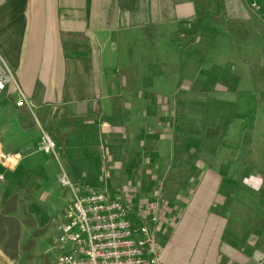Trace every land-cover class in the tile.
Listing matches in <instances>:
<instances>
[{"label": "crops", "instance_id": "0c3cea01", "mask_svg": "<svg viewBox=\"0 0 264 264\" xmlns=\"http://www.w3.org/2000/svg\"><path fill=\"white\" fill-rule=\"evenodd\" d=\"M0 53L15 78L0 98L2 184L29 192L38 218L69 202L46 131L80 188L133 201L157 183L162 264H264V14L249 0H0ZM190 92L209 94L214 159L173 193L164 158Z\"/></svg>", "mask_w": 264, "mask_h": 264}, {"label": "built area", "instance_id": "2783aa9c", "mask_svg": "<svg viewBox=\"0 0 264 264\" xmlns=\"http://www.w3.org/2000/svg\"><path fill=\"white\" fill-rule=\"evenodd\" d=\"M254 12L264 14V0H249ZM15 81L0 53V98ZM18 109L28 104L23 96ZM40 151L59 166L58 183L69 202L52 237L58 264H162L158 231L165 218L161 199L135 205L126 193L80 188L69 177L54 138L42 131ZM5 176L0 175V184Z\"/></svg>", "mask_w": 264, "mask_h": 264}, {"label": "rangeland", "instance_id": "374dc122", "mask_svg": "<svg viewBox=\"0 0 264 264\" xmlns=\"http://www.w3.org/2000/svg\"><path fill=\"white\" fill-rule=\"evenodd\" d=\"M190 93V102L195 100L197 104L193 108L191 106L190 109L179 108L177 110V117L181 115V110H184L183 113L190 117L186 120L178 118V123L176 119L173 153L171 154V151H169V157L164 158L165 167L169 168L170 171L172 169V171L165 178L162 177V179L166 185L171 184V188L174 189L173 193L179 191V189H176V184L180 181L194 184L198 180L199 175V172L196 171L197 166L198 168L202 167L205 163L214 159L213 154L215 151L213 146L207 142L204 144V140H201L204 138V113L209 103V94ZM210 95L212 96V94ZM197 109H201V112L197 111ZM194 110L197 117L193 115L192 118L191 114ZM194 118L198 119L201 124L197 127V131L195 129L193 131L192 128L188 130L189 126L187 125L197 121ZM183 129L188 131L185 133ZM190 131H193V135L190 134ZM191 137L194 138L190 141ZM224 143H228V140H225ZM217 147L219 149L221 146ZM193 148L198 149L199 159L196 161L195 168L191 169L190 165L194 162L192 155L196 153ZM189 149L193 150L189 152ZM149 158H145L147 160L145 165L151 167V163L148 162ZM154 182V180L150 179L145 186L141 187L137 197H133V199L135 198L133 200L135 205L155 198L154 193L158 188L156 189L157 183ZM22 191H24L25 195L22 194ZM28 193L22 189L19 192L8 190V187L4 186V184L0 185V264H58V258L52 250V237L55 224L62 217L63 210L60 214L41 215L45 218V221H42L40 216L38 218L32 211ZM161 193L162 196H159L164 198L166 194L164 195V192ZM261 195V198H264V190Z\"/></svg>", "mask_w": 264, "mask_h": 264}, {"label": "trees", "instance_id": "16d2710c", "mask_svg": "<svg viewBox=\"0 0 264 264\" xmlns=\"http://www.w3.org/2000/svg\"><path fill=\"white\" fill-rule=\"evenodd\" d=\"M196 112H195V110L194 111H192V118H193V115H196L195 114ZM196 117H197V115H196ZM195 120H197V121H195L193 124H188L187 126H189L188 127V130H189V128H192V130L194 131V129L196 130V129H198L197 127L201 124L200 122H199V120L198 119H196V118H194ZM177 123H178V119H177ZM180 124V123H179ZM179 130V132H180V128L178 129ZM188 130H186V129H183V131L186 133ZM193 131H190V134L191 135H193L192 133H193ZM197 131V130H196ZM181 134H182V132H181ZM189 136V135H188ZM187 136V137H188ZM192 138H194V137H191L190 138V141H191V139ZM187 140V139H186ZM194 149V151H196V153H194V155H192V157H193V159H194V162L190 165V167H191V169H194L195 168V165H196V161L199 159V157H198V149H195V148H193ZM193 149H189V152H191ZM21 188L20 187H16V189H15V192H19V190H20ZM13 194V193H12Z\"/></svg>", "mask_w": 264, "mask_h": 264}]
</instances>
